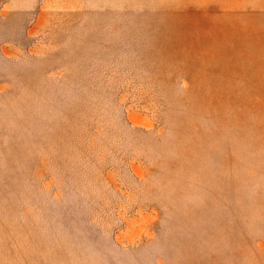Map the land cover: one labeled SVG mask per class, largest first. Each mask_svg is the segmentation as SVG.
<instances>
[{"label":"rangeland","instance_id":"rangeland-1","mask_svg":"<svg viewBox=\"0 0 264 264\" xmlns=\"http://www.w3.org/2000/svg\"><path fill=\"white\" fill-rule=\"evenodd\" d=\"M0 264H264V0H0Z\"/></svg>","mask_w":264,"mask_h":264}]
</instances>
